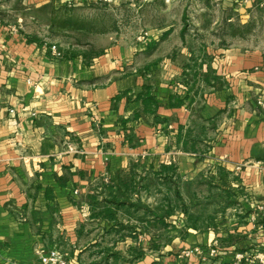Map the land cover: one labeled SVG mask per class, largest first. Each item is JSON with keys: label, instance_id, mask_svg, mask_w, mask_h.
Listing matches in <instances>:
<instances>
[{"label": "crops", "instance_id": "crops-1", "mask_svg": "<svg viewBox=\"0 0 264 264\" xmlns=\"http://www.w3.org/2000/svg\"><path fill=\"white\" fill-rule=\"evenodd\" d=\"M29 35L0 19V264H49L53 248L81 264L83 243L99 239L92 230L117 226L92 217L89 196L112 191L133 166L145 173L161 164H174L185 181L222 178L231 198L218 216L180 218L164 237L140 240L134 264H231L237 250H264L257 208L264 202V112L255 103L264 87L261 50L218 49L212 67L229 86L196 101L181 83L182 43L134 65L117 45L88 60L80 52L63 58ZM144 84L158 102L155 113L137 98ZM210 247L217 254L205 261L193 251Z\"/></svg>", "mask_w": 264, "mask_h": 264}, {"label": "rangeland", "instance_id": "rangeland-1", "mask_svg": "<svg viewBox=\"0 0 264 264\" xmlns=\"http://www.w3.org/2000/svg\"><path fill=\"white\" fill-rule=\"evenodd\" d=\"M68 16L73 21L90 23L92 29L77 30L74 23H62ZM0 19L12 27L22 24L24 30L44 40L58 57L80 52L88 60L91 55L117 45L128 50L127 58L134 65H141L155 60L156 56L172 53L171 46L179 44L180 47L182 43L187 53L186 61L182 57V73L187 64L188 69L181 74V83L188 97L196 101L214 89L229 86L226 74L212 67L221 59L218 49L255 48L264 54L263 0H0ZM231 20L252 25L247 37L228 35L225 21ZM183 26L185 31L181 35ZM167 38L170 39L168 47L153 45V41ZM53 48L58 55L53 53ZM208 65L212 71H208ZM255 103L264 112V87L256 95ZM137 169L138 166H133L120 172L112 191H102L90 201L94 212L111 205L116 209L113 210L115 220L124 226L116 224L108 232L92 230V236L99 239L88 245L82 242L81 264H134L140 240L145 238V243L151 244L149 238L157 237L164 229L170 232L168 227L180 218L195 217L201 222L202 217L218 216L222 204L231 198L233 187L222 178L169 180L155 176L152 168L145 173ZM166 211L170 215L161 224L158 219ZM63 257L67 264L72 262L69 255L63 254ZM198 258L205 261L203 255Z\"/></svg>", "mask_w": 264, "mask_h": 264}, {"label": "trees", "instance_id": "trees-1", "mask_svg": "<svg viewBox=\"0 0 264 264\" xmlns=\"http://www.w3.org/2000/svg\"><path fill=\"white\" fill-rule=\"evenodd\" d=\"M54 19V17H53ZM62 23H66V24H71L74 23L75 24V29L77 30H90L91 28V24H87L84 21H73L72 17H66L63 19ZM252 25L249 23H240L237 21H225V30L228 31V35L230 37L233 38H245L248 35V31H250ZM185 31V26L182 27L181 29V35L183 34V32ZM27 39L31 42H38L40 41V39L37 36H33V35H29L27 36ZM223 45V44H222ZM75 55V53H71V54H63V58H68V57H73ZM186 69H188V64L187 66H185L183 73H185ZM208 71H212V69L210 68V66L208 65ZM186 97H188V95H186ZM118 98V96L116 97ZM137 98L140 99L142 101L143 104V110L146 113H155L157 107H158V102L156 101L153 93H152V88L149 84H144L142 91L137 95ZM182 102V99L178 98L177 101L175 103H171V105H179ZM174 105V106H175ZM135 117L138 116V113H136L134 115ZM177 168L174 164H161L159 166V169L154 171L153 174L159 178L162 179V177H164L165 179H169L172 180L173 178L179 177L177 172H176ZM93 198H95L94 196L90 195L88 198V203L91 207V209H93V207L91 206V200H93ZM116 209L112 208L111 205H106L103 206V208L97 212L92 211V217H101L103 218V220H109V221H113L115 224H121L119 221L115 220V211H113ZM170 215V211H166L165 215L160 216V218L158 219L159 222L162 224L165 223V217ZM113 255H117L116 253H114ZM141 255V254H139Z\"/></svg>", "mask_w": 264, "mask_h": 264}, {"label": "built area", "instance_id": "built-area-1", "mask_svg": "<svg viewBox=\"0 0 264 264\" xmlns=\"http://www.w3.org/2000/svg\"><path fill=\"white\" fill-rule=\"evenodd\" d=\"M264 2V0H263ZM53 53H56L53 48ZM58 55V53H56ZM28 83H32L30 79H27ZM15 110L13 108L9 109V114H14ZM77 193V190L74 191ZM260 211H264V203L262 205L257 206ZM193 251H196L199 255H203L208 258L213 257L217 254V249L215 247H210L206 251L201 250L200 248H194ZM202 258V259H205ZM49 264H67V261L63 257V253H60L56 249H51L49 256L47 258ZM264 264V250L254 251V252H242L236 251L233 254V259L231 264Z\"/></svg>", "mask_w": 264, "mask_h": 264}]
</instances>
